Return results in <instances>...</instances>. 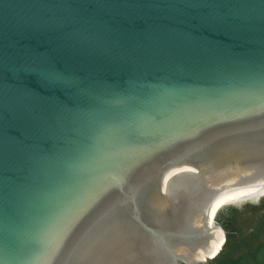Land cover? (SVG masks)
<instances>
[{
  "label": "water",
  "instance_id": "1",
  "mask_svg": "<svg viewBox=\"0 0 264 264\" xmlns=\"http://www.w3.org/2000/svg\"><path fill=\"white\" fill-rule=\"evenodd\" d=\"M0 264H264V0H0Z\"/></svg>",
  "mask_w": 264,
  "mask_h": 264
}]
</instances>
